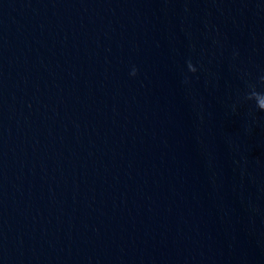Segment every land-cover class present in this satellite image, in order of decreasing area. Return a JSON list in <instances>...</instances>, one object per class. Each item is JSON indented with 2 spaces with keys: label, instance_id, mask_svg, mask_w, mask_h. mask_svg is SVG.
Here are the masks:
<instances>
[{
  "label": "water",
  "instance_id": "water-1",
  "mask_svg": "<svg viewBox=\"0 0 264 264\" xmlns=\"http://www.w3.org/2000/svg\"><path fill=\"white\" fill-rule=\"evenodd\" d=\"M261 76L264 0H0V264H264Z\"/></svg>",
  "mask_w": 264,
  "mask_h": 264
},
{
  "label": "clouds",
  "instance_id": "clouds-1",
  "mask_svg": "<svg viewBox=\"0 0 264 264\" xmlns=\"http://www.w3.org/2000/svg\"><path fill=\"white\" fill-rule=\"evenodd\" d=\"M187 67H188L189 72L193 74L196 72V68L191 64V62L188 63ZM131 75L133 76L136 75L135 69L132 71ZM260 82L264 84V76L260 77ZM243 100L245 102L254 103L255 108L258 111L264 112V92L257 91L256 86L254 84L248 85V91L244 94Z\"/></svg>",
  "mask_w": 264,
  "mask_h": 264
}]
</instances>
